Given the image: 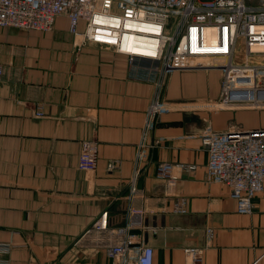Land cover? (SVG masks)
<instances>
[{
	"label": "crops",
	"instance_id": "1",
	"mask_svg": "<svg viewBox=\"0 0 264 264\" xmlns=\"http://www.w3.org/2000/svg\"><path fill=\"white\" fill-rule=\"evenodd\" d=\"M67 26L58 16L49 32L0 27V243L13 244L8 263L110 264V232L85 231L103 210L109 228L123 226L137 205L145 210L146 229L138 233L153 249V264H192L183 251L189 246L204 248L202 264H264V188L250 213L238 212L229 189L208 179L200 140L207 129L264 127V111L211 109L218 70L172 72L162 90L167 110L154 120L136 178L140 195L132 197L155 82L135 77L124 54L82 43ZM248 112L262 116L230 121ZM90 139L98 142L97 165L85 172L78 157ZM161 162L196 168L175 170L168 184L156 176Z\"/></svg>",
	"mask_w": 264,
	"mask_h": 264
},
{
	"label": "built area",
	"instance_id": "2",
	"mask_svg": "<svg viewBox=\"0 0 264 264\" xmlns=\"http://www.w3.org/2000/svg\"><path fill=\"white\" fill-rule=\"evenodd\" d=\"M65 16L68 32L82 43L110 47L128 58L132 74L152 79L156 92L146 112L138 144L130 195L135 186L148 136L157 115L166 111L162 90L176 71L208 69L221 73L217 109L264 111V0H0V27L49 32ZM2 66L0 64V79ZM38 116L42 115L37 110ZM208 179L229 189L237 211L250 213L253 198L264 188V127L240 131L204 130ZM158 144L155 140L153 146ZM98 142H82L78 169L95 170ZM116 167L110 161L108 169ZM194 164L161 162L156 176L174 184L175 170L194 171ZM184 211L181 205L176 211ZM123 226L109 228L103 210L85 234L109 231L110 264H153V249L141 238L145 210L131 205ZM211 230L208 238H211ZM13 244L0 243V264ZM192 264H202L204 248H183Z\"/></svg>",
	"mask_w": 264,
	"mask_h": 264
},
{
	"label": "rangeland",
	"instance_id": "3",
	"mask_svg": "<svg viewBox=\"0 0 264 264\" xmlns=\"http://www.w3.org/2000/svg\"><path fill=\"white\" fill-rule=\"evenodd\" d=\"M205 73L207 72V71H204ZM206 81H208V83L206 84V86H210V87H212V89L214 88V78L213 77H210L209 79H205ZM211 101V100H210ZM211 102H213V103H210V108L211 109H213L214 110V108L215 109H217V106H216V104H214L215 102L214 101H211ZM213 104V105H212ZM214 107V108H213ZM212 110V111H213ZM218 110V109H217ZM219 110H221V111H223V110H225V111H230V110H228L227 108H225V109H219ZM254 111H256V110H254ZM214 112V111H213ZM260 116H262V114H259V112L258 113H253V112H248V113H246V115H242V113L239 115V114H237V113H233L232 114V117H231V119H230V121L231 122H233V123H237V121H239V120H248V121H255L257 118L259 119L260 118ZM264 116V115H263Z\"/></svg>",
	"mask_w": 264,
	"mask_h": 264
},
{
	"label": "water",
	"instance_id": "4",
	"mask_svg": "<svg viewBox=\"0 0 264 264\" xmlns=\"http://www.w3.org/2000/svg\"><path fill=\"white\" fill-rule=\"evenodd\" d=\"M231 130H235V129L232 128V129H229V130H227V131H231ZM240 131H247V129H240Z\"/></svg>",
	"mask_w": 264,
	"mask_h": 264
},
{
	"label": "bare ground",
	"instance_id": "5",
	"mask_svg": "<svg viewBox=\"0 0 264 264\" xmlns=\"http://www.w3.org/2000/svg\"><path fill=\"white\" fill-rule=\"evenodd\" d=\"M204 70H208V69H204Z\"/></svg>",
	"mask_w": 264,
	"mask_h": 264
}]
</instances>
